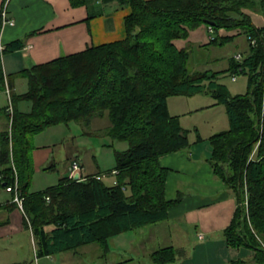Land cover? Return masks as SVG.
<instances>
[{"label":"trees","instance_id":"trees-1","mask_svg":"<svg viewBox=\"0 0 264 264\" xmlns=\"http://www.w3.org/2000/svg\"><path fill=\"white\" fill-rule=\"evenodd\" d=\"M117 1L130 7L122 39L8 75L1 55L20 48L22 41L0 50V91L4 92L6 79L13 105L11 123L6 113L7 125L0 131V181L5 186L13 183L14 166L24 198V226L33 237L37 257L90 243L107 250L112 236L165 219L180 197L166 198L168 168L160 165L159 157L191 144L189 129L179 115L170 114L167 99L203 93L215 98L214 105H224L228 119L226 129L207 138L213 172L237 201L222 234L227 246L251 250L248 258H232L228 264H264V23L252 21L254 12L264 16V0ZM203 26L214 34L203 46L245 35L242 59L232 56L220 71L191 70L190 50L177 41L189 40L191 31ZM226 71L248 77L245 92L231 94L219 81ZM14 75L26 81L21 92L13 91ZM20 102L28 109H21ZM96 116L109 118L104 134L128 144L115 150L113 168L79 179L63 176L44 190L30 191L34 172L30 138L72 121L89 126ZM201 140L196 134V142ZM100 174L105 176L97 178ZM176 254L167 246L152 257L155 264H162Z\"/></svg>","mask_w":264,"mask_h":264},{"label":"crops","instance_id":"crops-1","mask_svg":"<svg viewBox=\"0 0 264 264\" xmlns=\"http://www.w3.org/2000/svg\"><path fill=\"white\" fill-rule=\"evenodd\" d=\"M4 1L0 0V11ZM129 12L130 7L121 6L117 0H9L7 15L14 20V24L0 27V41L8 46L20 39L22 46L2 53L3 72L5 75L15 74L35 63L47 62L92 45L122 39L126 34L124 17ZM205 29L208 31L207 27ZM16 76L13 78V91L21 92L26 87V81ZM7 103L5 90L0 91V131L7 125ZM214 103L215 101L210 106H216ZM19 107L26 110L29 105L20 102ZM168 111L176 115L169 107ZM59 125L48 127L39 134L48 131L51 135V129ZM190 126L185 128L191 129ZM192 126L194 130H199L197 125ZM226 128L227 125L218 131ZM72 137L71 133L62 132L63 140ZM189 138V147L159 157L160 165L168 168L165 196L167 199L179 196L180 201L168 208L165 219L112 236L110 239H117L115 243L121 255V259L115 264H155L153 252L167 246L175 249L177 254L174 259L162 264H228L229 260L240 256V252H236L234 247L226 245L222 234L235 213V196L213 172L208 160L209 143L206 148L204 142H196L195 134ZM51 142L34 145L32 163L35 173H40L43 168L55 165L56 161H63L65 158L70 161L64 170L68 168L69 171L73 160L81 163L82 173L79 178L99 170V166L87 164L76 147L63 144L57 146L55 141ZM68 171L66 175L61 174V177H70ZM29 233L24 226L22 212L12 200V193L6 191L4 183L0 181V238H11L13 243L12 238L20 235L27 241ZM30 236L34 242L31 234ZM122 242L130 243V246L124 247ZM21 246L22 243L17 246V251ZM77 249L60 253L68 260L75 259ZM10 253L15 252L4 245L0 247V264H28L30 260L28 256L13 258ZM219 253L224 255L220 258ZM49 256L53 255L45 257Z\"/></svg>","mask_w":264,"mask_h":264},{"label":"rangeland","instance_id":"rangeland-1","mask_svg":"<svg viewBox=\"0 0 264 264\" xmlns=\"http://www.w3.org/2000/svg\"><path fill=\"white\" fill-rule=\"evenodd\" d=\"M252 21L256 25H262L264 23V16L260 12H254L252 14ZM221 32L234 33V30H222ZM213 36L214 34L209 33L205 27H200L191 31L189 40L181 39L177 41L178 45H187L190 50L188 67L191 70H224L228 67L229 59L232 56L235 58L237 53L242 54V51L247 48L246 37L243 34H238L234 36L232 40L225 41L222 44L211 43L207 46L202 45ZM233 74L234 73L226 71L219 78V81L226 85L231 94L245 92L248 77L244 74L235 73L236 79L233 80ZM213 101H215L214 97L203 93L170 96L167 99V105L170 111L179 115V120L182 126L189 127L191 125V129L186 128L189 129V136L199 134L202 138L200 142H204L206 148L209 146L207 138L210 135L226 125L228 127V119L224 105L219 104L216 106H210ZM108 124L109 118L107 116H96L92 118L89 126L78 121H72L69 125L60 124L51 129L53 130L51 135L46 131L47 133L35 134L30 139L33 145L45 142L52 143L51 141H55L54 143H56L57 146L59 144L72 145V147H76L78 151L80 150L79 153L87 164L96 167L99 166V169L108 170L113 168L115 164V150L121 151L128 147L127 142L112 140L103 133ZM194 124L199 127V130L196 131L193 129L192 125ZM62 132L65 134L71 133L73 137L63 140L64 138H61ZM57 146H55V148ZM69 161V158H65L63 161H56L55 165L48 168L49 171L43 169L40 173L33 172L29 189H42L50 184L57 183L61 174L66 175L68 168L66 170L64 169L68 167L66 165ZM50 169L52 170L50 171ZM105 180H107V182L111 180L110 176ZM16 206L22 212L18 204H16ZM22 214L25 215L23 212ZM134 239L135 237L133 240ZM116 240L117 239L109 240V248L107 250L102 249L96 243H90L83 247H79L76 251L78 253L75 259L72 258L68 260L63 253H57L52 257L38 258L37 262L35 261L34 242H32L30 233L27 241L24 236L20 235L12 238L13 243H11V238H0V247L4 245L9 250L13 249L15 253L9 254L13 258L14 256L23 258H27V256L30 257L28 264H115L121 259V255L118 252L119 248H117V243H115ZM20 243H22V246L21 248H18V252L17 246L20 245ZM121 245L124 247L130 246V243L122 242ZM234 248L235 251H239L240 256L244 258H248L249 252H251L247 247ZM223 255L224 254L219 253L220 258Z\"/></svg>","mask_w":264,"mask_h":264},{"label":"built area","instance_id":"built-area-1","mask_svg":"<svg viewBox=\"0 0 264 264\" xmlns=\"http://www.w3.org/2000/svg\"><path fill=\"white\" fill-rule=\"evenodd\" d=\"M9 0H5L4 1V5L0 11V15H1V28H3L6 25H12L14 24V20L10 17H8L7 15V4H8ZM208 32L212 33V29L211 27H208ZM252 43H254V41H252ZM4 48V45L1 43L0 41V50H2ZM235 58L237 60H241L242 59V55L240 53H237L235 55ZM232 79L235 80L236 79V75L235 73L232 75ZM264 80V79H263ZM264 83V81H263ZM5 92L7 94L8 97V105L6 108L7 113L10 116V120L9 122L11 123L12 120V114H13V105H12V101H11V97H10V88L8 87V84L5 80ZM13 170H14V181L13 183L5 186V190L12 193V200L18 204L19 208L22 210V212L24 213V208H23V196L21 195V191L19 189L18 186V180H17V173L16 170L13 166ZM116 171L113 170L112 173H115ZM82 173V165L78 160H73L69 166V176L72 177L75 174H78L79 176ZM105 174H100V175H96L97 178L103 177ZM47 200H49V197L46 198ZM31 234V233H30ZM34 254H35V260L37 261V255L35 253V249H34Z\"/></svg>","mask_w":264,"mask_h":264},{"label":"water","instance_id":"water-1","mask_svg":"<svg viewBox=\"0 0 264 264\" xmlns=\"http://www.w3.org/2000/svg\"><path fill=\"white\" fill-rule=\"evenodd\" d=\"M209 23H210V22H209ZM73 178H74V179H79V175H78V174H75ZM4 185H5V183H4Z\"/></svg>","mask_w":264,"mask_h":264}]
</instances>
